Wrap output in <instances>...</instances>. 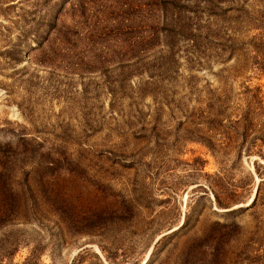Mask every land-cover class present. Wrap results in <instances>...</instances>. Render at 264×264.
<instances>
[{"label": "rangeland", "instance_id": "1", "mask_svg": "<svg viewBox=\"0 0 264 264\" xmlns=\"http://www.w3.org/2000/svg\"><path fill=\"white\" fill-rule=\"evenodd\" d=\"M149 2L0 0V264H264V0Z\"/></svg>", "mask_w": 264, "mask_h": 264}, {"label": "trees", "instance_id": "2", "mask_svg": "<svg viewBox=\"0 0 264 264\" xmlns=\"http://www.w3.org/2000/svg\"><path fill=\"white\" fill-rule=\"evenodd\" d=\"M148 13L151 25L147 28V36H141L136 32L125 38L132 43V46H138L142 40H146L150 46H157V41L163 37L164 46L174 47L173 45L183 41H196L201 39L202 35L197 32L200 30L202 16L207 15L208 19L220 16L216 9L226 0H149ZM204 5V6H203ZM204 7V8H203ZM162 16L158 17L157 13ZM46 32V31H44ZM197 32V33H195ZM42 34L45 38L48 35ZM44 35V36H43ZM28 48H32L29 46ZM256 173L260 175L259 165L256 166Z\"/></svg>", "mask_w": 264, "mask_h": 264}, {"label": "water", "instance_id": "3", "mask_svg": "<svg viewBox=\"0 0 264 264\" xmlns=\"http://www.w3.org/2000/svg\"><path fill=\"white\" fill-rule=\"evenodd\" d=\"M256 194H257V193H255V195H254V198H253V200H252V201H254V199H255V197H256Z\"/></svg>", "mask_w": 264, "mask_h": 264}, {"label": "bare ground", "instance_id": "4", "mask_svg": "<svg viewBox=\"0 0 264 264\" xmlns=\"http://www.w3.org/2000/svg\"><path fill=\"white\" fill-rule=\"evenodd\" d=\"M252 199V198H251ZM251 200L248 202V205L250 204Z\"/></svg>", "mask_w": 264, "mask_h": 264}]
</instances>
